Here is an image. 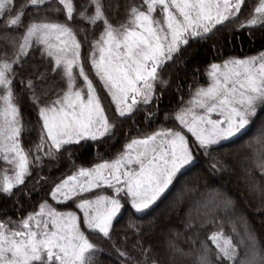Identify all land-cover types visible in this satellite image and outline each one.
<instances>
[{"label":"snow or ice","instance_id":"snow-or-ice-1","mask_svg":"<svg viewBox=\"0 0 264 264\" xmlns=\"http://www.w3.org/2000/svg\"><path fill=\"white\" fill-rule=\"evenodd\" d=\"M115 7L111 0H0V161L9 166L0 170V198L13 205L0 203V264H103L104 257L112 264H264V240L247 221L238 243L224 233L222 217L233 231V217H243L208 183L239 168L264 203V128L232 147L264 113V51L221 54L220 63H210L206 85L189 86L190 99L163 113L172 127L161 123L92 167L73 159L89 142L104 145L117 135L94 79L119 118L157 123L172 86L165 71L192 43H206L229 24L249 35L264 32V0H122ZM90 29L99 32L93 40ZM40 65L33 77L29 69ZM25 96L27 106L18 102ZM25 139L35 141L30 150ZM46 159L75 171L51 181L56 206L42 199L38 211H27L26 181L33 169L39 177ZM198 161L204 176L186 180L181 198L154 216L170 189L201 167ZM208 225L220 230L202 238Z\"/></svg>","mask_w":264,"mask_h":264},{"label":"trees","instance_id":"trees-1","mask_svg":"<svg viewBox=\"0 0 264 264\" xmlns=\"http://www.w3.org/2000/svg\"><path fill=\"white\" fill-rule=\"evenodd\" d=\"M120 2H122V0H111V3L114 6V12L118 11V8L115 6ZM140 2L141 0H136L137 4ZM255 2L256 0H249V3ZM250 11L251 8L248 9V12ZM248 12H245V15H247ZM234 27L235 24H229L226 29H221L216 35L208 39L206 43L203 41L192 43L191 47L184 53L182 60L178 61L165 71L164 76L166 79H170L172 86L162 95L159 103L161 116L157 123L149 124L148 121L141 119L139 115L136 117L135 123H133L132 120H122L119 118L109 96L94 79L93 82L98 88L102 102L107 110L108 117L110 121L116 125L117 135L115 139L109 140L108 143L104 145H93L89 142V145L80 149L73 157L75 164L77 166L92 167L94 164L102 161L98 157L108 160L113 159L122 151L125 144L128 143L132 137L148 134L155 130L161 123H164L166 127H172V121H163V113L168 111L171 114L172 110L177 108L181 98L186 99L190 96L189 86L194 87L196 82L200 85L206 84L207 77L204 75V71L210 63L219 62V56L221 54L224 57H245L248 55H258L261 51H264V32L253 31L251 35H249V32L245 30L234 31ZM98 35V31L90 29L88 32V39L93 40L98 37ZM213 45L215 47H213ZM36 63L39 64V59H37ZM42 68L43 65H40L39 69H29V71L34 77L36 71L42 70ZM194 69H199L200 75L194 76ZM181 85H183L182 88L180 87ZM178 88H180V91H177ZM56 92L58 93L59 89H56ZM49 98L54 97L50 94ZM18 102L25 106L31 103L30 99L26 96L21 97ZM27 119H30L35 123L36 113L34 110H30L27 113ZM262 128H264V113H258L250 127L236 139V142L232 147L237 148L245 141L258 137ZM34 143V140L30 143L29 140L25 139V149L30 150ZM198 164L201 165L200 168L194 170L192 173L186 174L179 183H176L175 186L170 189L166 196L162 198V201L157 203L153 209L154 216H162L171 205L181 198V189L186 180L191 182L192 178L197 175L204 176L203 163L198 161ZM1 167L0 164V170ZM74 170L75 169H73L67 162H60L57 164L53 161L45 162V167L39 172V177L36 174V170L33 169V175L26 181L27 187L24 189L31 194L30 198L21 197V203L23 204L24 209L27 211H37L39 202H41L42 199H49L48 194L50 193L52 186H54L51 181L55 180V182L58 183L62 178L69 175ZM255 174L259 177L258 172ZM44 178L49 180L48 184L44 183ZM208 183L219 190L222 195L231 197L236 203V217H243V219H236L233 217L235 220V231H233V224L228 222V218L222 217L221 219L224 220L222 229L224 233L227 236H230L234 243H238L240 237L243 235L244 222L247 221L259 237L264 240V203L261 202L258 193L251 191L249 185L242 178L241 170L236 168L235 172L216 175L212 177ZM0 203L9 209L13 208L10 201L0 198ZM177 209L181 214H183L185 210L183 206L178 204ZM23 214V212L20 213V215ZM10 215L15 216L17 214L15 212H10ZM152 218L153 217H149V219ZM126 220L127 215L125 216V220L121 221V227L124 226ZM143 223H147V221H144ZM217 230H220L218 226L208 225L206 233L202 234V238ZM95 242L100 244V246L106 250L108 249V246L102 240L95 239ZM103 264H112V261L108 257H104Z\"/></svg>","mask_w":264,"mask_h":264},{"label":"rangeland","instance_id":"rangeland-1","mask_svg":"<svg viewBox=\"0 0 264 264\" xmlns=\"http://www.w3.org/2000/svg\"><path fill=\"white\" fill-rule=\"evenodd\" d=\"M248 56H253V55H248ZM216 63H220V61H219V62H216ZM96 82H97V81H96ZM206 83H207V82H206ZM93 84H94V82H93ZM204 85H206V84H204ZM94 86L97 88V86H96L95 84H94ZM100 86H101V85H100ZM97 92H98V94H99L98 88H97ZM104 92H105V91H104ZM105 93H106V92H105ZM106 94H107V93H106ZM107 95H108V94H107ZM99 96H100V94H99ZM108 96H109V95H108ZM100 98H101V97H100ZM109 98H110V100H111V97H110V96H109ZM189 99H190V96H189L188 98H186V99H183V100H184V101H187V100H189ZM101 102H102V99H101ZM111 103H112V105L115 107V104L112 102V100H111ZM102 105H103V107L105 108L103 102H102ZM105 112H106V114H107V110H106V108H105ZM107 115H108V114H107ZM214 118H215V115H214ZM249 127H250V126H249ZM249 127H248V128H249ZM248 128H246V130H247ZM246 130H245V131H246ZM245 131H244V132H245ZM244 132H243V133H244ZM140 137H142V136H134V137H132V138H140ZM132 138H131V139H132ZM129 142H130V141H129ZM124 150H125V149H124V147H123L122 151H124ZM122 151H121V152H122ZM47 161H49V160L46 159V160L44 161V163L47 162ZM100 162H102V161H99L98 163H100ZM0 164H1V166H2V167H1V170H4V169H6V168L9 167V166H8L5 162H3V161H0ZM74 171H75V170H74ZM74 171H73V172H74ZM73 172L70 173L69 175H72ZM67 176H68V175H67ZM67 176H65L64 178H66ZM64 178H62V179H64ZM59 182H60V181H59ZM59 182H58V183H59ZM52 187H54V186H52ZM50 191H51V190H50ZM48 202L51 203V204H53V206H56V205L54 204V202L50 199V197H49V199H48ZM38 210H39V209H38ZM38 210H37V211H38ZM59 210H65V209H59Z\"/></svg>","mask_w":264,"mask_h":264}]
</instances>
